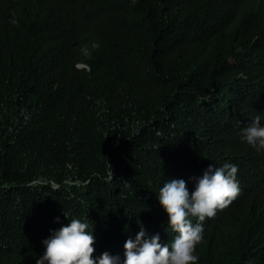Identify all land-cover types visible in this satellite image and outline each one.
Here are the masks:
<instances>
[{
	"label": "trees",
	"instance_id": "trees-1",
	"mask_svg": "<svg viewBox=\"0 0 264 264\" xmlns=\"http://www.w3.org/2000/svg\"><path fill=\"white\" fill-rule=\"evenodd\" d=\"M256 116L264 0H0V264H36L71 221L59 202L95 259L123 264L141 228L170 245L160 189L191 193L225 163L240 192L204 221L197 264H264V151L242 135Z\"/></svg>",
	"mask_w": 264,
	"mask_h": 264
},
{
	"label": "clouds",
	"instance_id": "clouds-1",
	"mask_svg": "<svg viewBox=\"0 0 264 264\" xmlns=\"http://www.w3.org/2000/svg\"><path fill=\"white\" fill-rule=\"evenodd\" d=\"M98 47L92 45L93 49ZM82 52L85 56L91 55L87 47ZM242 135L248 145L258 152L264 151V126H261L260 116L243 129ZM237 173L238 166L231 163L222 167L210 165L202 177L195 180V190L191 193L183 179H169L159 191V203L168 216V229L176 234L175 238L170 245L161 244L159 234L148 237L141 228L134 240L129 238L125 242L123 264H197L195 253L203 242V223L237 198L240 192ZM11 186L9 179L0 178L1 188ZM58 187L53 184L54 189ZM68 210L61 209L59 216L65 217ZM191 218L197 223L193 224ZM70 219L67 226L54 231L43 241L45 251L36 264H120V258L108 252L98 259L93 258L96 241L92 231L88 230L89 224L81 222L76 213L71 214Z\"/></svg>",
	"mask_w": 264,
	"mask_h": 264
},
{
	"label": "rangeland",
	"instance_id": "rangeland-1",
	"mask_svg": "<svg viewBox=\"0 0 264 264\" xmlns=\"http://www.w3.org/2000/svg\"><path fill=\"white\" fill-rule=\"evenodd\" d=\"M0 178H4V176H1V175H0ZM7 178L9 179V177H6V179H7ZM0 188H1V187H0ZM56 205H57V208L60 207V209H61V208H69V210L66 212L67 214L65 215V217H66V216H69V214H74V212H75L74 210H76V212H79V209H80L78 205L72 206V205H68V204H62V203H60V202L57 203ZM47 207H48V206H47ZM57 208H53V207L51 206L49 209H52V211L55 212ZM54 217H55V216H54ZM65 217H62V218H65ZM56 219H57V218H56ZM4 258H5V257H3V256L0 254V263H2V261H3Z\"/></svg>",
	"mask_w": 264,
	"mask_h": 264
}]
</instances>
